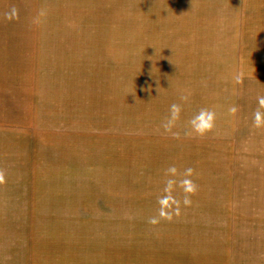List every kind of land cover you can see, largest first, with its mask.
Returning a JSON list of instances; mask_svg holds the SVG:
<instances>
[{"label": "rangeland", "instance_id": "1", "mask_svg": "<svg viewBox=\"0 0 264 264\" xmlns=\"http://www.w3.org/2000/svg\"><path fill=\"white\" fill-rule=\"evenodd\" d=\"M258 95L264 0H0V264H264Z\"/></svg>", "mask_w": 264, "mask_h": 264}, {"label": "clouds", "instance_id": "2", "mask_svg": "<svg viewBox=\"0 0 264 264\" xmlns=\"http://www.w3.org/2000/svg\"><path fill=\"white\" fill-rule=\"evenodd\" d=\"M45 12L41 10L37 17L34 18V23H40V17L44 16ZM6 19H18V10L13 7L10 13L5 14ZM242 76L236 77V83H242ZM182 100H186L187 97L182 96ZM257 108L252 114V126L257 130L264 129V95L257 96ZM182 108L181 105L173 103L170 105L169 108V116L166 119L165 123L162 125L165 131L171 132L172 128L174 127L175 123L180 119ZM230 115L235 116L238 112L237 106L233 105L228 109ZM190 126V131H187L185 135L191 136L195 134L198 137H203L208 133L212 132L216 127V112L208 109V108H201L199 112L188 122ZM167 173L172 175L177 174V168L175 165L169 166L166 170ZM183 178L179 180L178 186L183 189L184 191V198L183 203L185 206H189L191 204V196L195 195L198 190V185L195 183L191 177L194 175V169L189 167L186 168L183 172ZM6 183V177L3 170H0V185ZM177 181L169 179L166 181V187L164 189L166 195L160 197L158 199V204L160 205L159 210V218L171 221L173 219V212L171 209L175 206V215L179 216V205L180 201H178L175 197L172 196V188L173 185H176ZM149 223L157 224L159 220L155 217L149 219Z\"/></svg>", "mask_w": 264, "mask_h": 264}]
</instances>
